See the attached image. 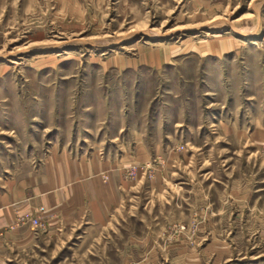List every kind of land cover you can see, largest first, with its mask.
Masks as SVG:
<instances>
[{
	"label": "rangeland",
	"instance_id": "374dc122",
	"mask_svg": "<svg viewBox=\"0 0 264 264\" xmlns=\"http://www.w3.org/2000/svg\"><path fill=\"white\" fill-rule=\"evenodd\" d=\"M0 196V264H264V0H0Z\"/></svg>",
	"mask_w": 264,
	"mask_h": 264
},
{
	"label": "crops",
	"instance_id": "0c3cea01",
	"mask_svg": "<svg viewBox=\"0 0 264 264\" xmlns=\"http://www.w3.org/2000/svg\"><path fill=\"white\" fill-rule=\"evenodd\" d=\"M6 199L8 201L7 197L0 196V201L2 203H6V202H4V201H6ZM4 206H6V205H4ZM4 206H3V208H0V229H2V228L5 229L7 227H10L13 223V215L10 212H8L6 209L7 207H4ZM0 207H1V205H0ZM6 235H9V237H11L12 234H11V232H4V236H6ZM12 236L17 237L16 234H14ZM20 236H22V238L23 237L34 238V235H32V233H27V234L24 233L23 235L20 234L19 238H20Z\"/></svg>",
	"mask_w": 264,
	"mask_h": 264
},
{
	"label": "built area",
	"instance_id": "2783aa9c",
	"mask_svg": "<svg viewBox=\"0 0 264 264\" xmlns=\"http://www.w3.org/2000/svg\"><path fill=\"white\" fill-rule=\"evenodd\" d=\"M29 223L31 227H39L40 226V222L38 220V218L33 217L31 214L26 215L24 218L19 220V223L23 224V223ZM180 230H183L182 227H180Z\"/></svg>",
	"mask_w": 264,
	"mask_h": 264
}]
</instances>
